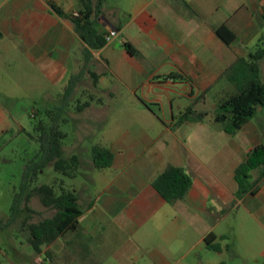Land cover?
Masks as SVG:
<instances>
[{
	"label": "crops",
	"instance_id": "1",
	"mask_svg": "<svg viewBox=\"0 0 264 264\" xmlns=\"http://www.w3.org/2000/svg\"><path fill=\"white\" fill-rule=\"evenodd\" d=\"M50 2L68 15L81 8L79 0H0V69L16 63L27 82L39 85L43 76L59 93L84 66L86 44ZM263 8L264 0H103L97 29L118 34L92 50L89 67L99 77L87 72L81 80L94 82L90 105L73 116L76 140L91 141L88 164L80 158L83 170L65 180L83 213L77 229L42 248L49 264H250L257 256L264 264V178L257 193L242 197L234 178L249 150L264 142V127L254 117L235 135L208 119L175 123L202 94L237 90L224 72L264 42ZM222 25L236 35L229 44L216 32ZM260 69L264 80V59ZM9 84L0 80V92ZM122 88L135 100L105 102ZM95 144L112 150L111 165L94 164ZM170 164L193 179L176 202L153 185ZM208 236L220 250L208 246Z\"/></svg>",
	"mask_w": 264,
	"mask_h": 264
},
{
	"label": "trees",
	"instance_id": "2",
	"mask_svg": "<svg viewBox=\"0 0 264 264\" xmlns=\"http://www.w3.org/2000/svg\"><path fill=\"white\" fill-rule=\"evenodd\" d=\"M79 1L81 8L77 15H68L60 6L50 2L59 15L69 16L72 19L76 33L86 44L83 51L85 62L81 71L71 76L62 102L32 115L33 126L38 132L39 150L25 166L21 187L14 194L12 217L7 221L0 219V229H4L19 219L23 213H27L28 216L35 213L36 210L29 203L32 196L38 195L43 206L51 209L53 214L38 222H23L29 231V243L36 252H40L44 246L51 244L66 231L77 229L79 218L83 213L77 194L65 185L64 178L55 179L52 184H35L40 171L50 163L53 164L55 171L67 178L76 177L80 167V157L77 154L69 156L63 154L67 137L64 129L68 122L66 113L70 107V97L84 75L90 72L96 79L99 77L89 67L93 57L92 50L102 48L107 41L106 33L99 32L96 26L103 0ZM216 32L228 44L236 37L225 25L219 26ZM126 47L131 54H137V49L131 44L127 43ZM262 59H264V42L247 56L238 57L226 69L224 77L235 85L237 92L218 99L213 119L208 117V112L198 111L190 105L177 115L176 125L208 119L224 132L237 134L258 110L264 107V80L260 69ZM89 105L90 100H86L79 103L76 109L81 111ZM113 157L110 148L100 144L93 145L92 158L97 167L111 165ZM234 178L238 185L236 191L238 197L257 193L264 178V142L256 144L249 150L246 159L235 168ZM192 181V176L184 168L170 164L153 180V185L167 201L176 202L187 195ZM206 242L211 249L220 250L214 236H208Z\"/></svg>",
	"mask_w": 264,
	"mask_h": 264
},
{
	"label": "rangeland",
	"instance_id": "3",
	"mask_svg": "<svg viewBox=\"0 0 264 264\" xmlns=\"http://www.w3.org/2000/svg\"><path fill=\"white\" fill-rule=\"evenodd\" d=\"M9 68L8 63L0 69L1 81L10 82V90L8 92H0V219L7 221L12 217V204L14 194L19 191L24 175L26 164L35 157L39 150L38 132L35 130L32 121V115L37 112H42L46 108L59 105L63 100L64 92H52V84L48 83L42 76L40 84L29 83L28 78H23L19 75L16 69ZM89 82H81L70 97V109L66 113L69 123L65 124L64 129L70 133L65 139L63 154L69 156L72 153L77 154L82 164H88L85 149L91 141H77V135L73 132L76 128L74 113L77 112L76 106L79 103L90 100L89 92L93 90V79L89 77ZM237 90L234 92L236 93ZM61 93V94H60ZM217 89L210 90L207 94L201 95L200 104L197 102L194 105L196 110L208 112V117L213 119V112L217 106L218 99L224 94H217ZM60 94V95H59ZM179 97V95H178ZM165 98V96H164ZM105 102L110 105L119 102H128L135 100L133 95L126 89L115 95V97L105 96ZM178 104L174 105L173 112L178 114L185 105L186 99L177 100ZM167 107V106H166ZM169 110V108H168ZM112 111V110H110ZM126 114L129 109L123 108ZM253 122L260 127H264V107H261L253 118ZM69 147L74 148L73 152ZM81 163V161H80ZM80 168V167H79ZM82 166L79 171H82ZM64 178L71 183V178L63 177L55 171L53 164H48L43 168L35 182L36 185L52 184L55 179ZM81 173L77 182H81ZM59 193V191L57 192ZM29 205L36 210L29 216L23 213L19 219L11 223L8 227L0 229V264H39L43 261L44 264H49L48 260L51 255L43 252H36L29 243V231L26 229L23 222H38L39 220L49 217L53 214L51 209L46 208L40 201L38 195L31 198ZM45 248V247H43ZM263 260L257 256L250 264H261Z\"/></svg>",
	"mask_w": 264,
	"mask_h": 264
},
{
	"label": "built area",
	"instance_id": "4",
	"mask_svg": "<svg viewBox=\"0 0 264 264\" xmlns=\"http://www.w3.org/2000/svg\"><path fill=\"white\" fill-rule=\"evenodd\" d=\"M264 9V8H263ZM78 13H74V15H77ZM118 34V31L116 29H111L107 34H106V41L111 42Z\"/></svg>",
	"mask_w": 264,
	"mask_h": 264
}]
</instances>
